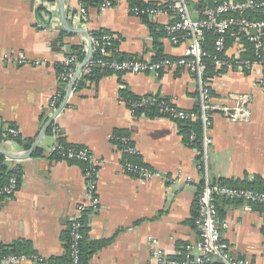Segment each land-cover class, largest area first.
<instances>
[{
  "label": "crops",
  "instance_id": "1",
  "mask_svg": "<svg viewBox=\"0 0 264 264\" xmlns=\"http://www.w3.org/2000/svg\"><path fill=\"white\" fill-rule=\"evenodd\" d=\"M137 1L161 10L148 17L153 28L142 15L132 13L131 0H62L72 28L90 35L92 31H107L118 37L112 53L151 61L158 50L165 57L182 56L189 40L183 38L173 44L167 38L165 26L176 19L167 8V0ZM218 1L190 0L192 16L200 18L205 5ZM79 5L88 8L86 28L69 14ZM49 11L59 16L61 30H56ZM232 41L229 55L243 44L235 38ZM87 46L85 34L65 28L59 0L50 10L43 7L42 0H0V149L25 154L10 158L0 153L7 166L19 170L17 192L0 198V243L9 245L11 254L30 257L9 262V254L0 264L64 263L70 221L82 201L87 204L83 214H87L86 241H106L89 264H155L152 239L158 240L164 256L178 259L188 244L200 238L196 215L204 173L197 168L203 161L198 150L186 143L178 122L133 113L120 99L159 96L179 108L194 109L199 103L196 76L185 68L100 73L92 78L80 75L67 95L72 81L58 80L60 65L68 55L79 48L84 52ZM6 54L24 56L26 62L14 64L4 58ZM36 59L42 62L34 63ZM260 73L259 68L252 72L228 70L211 81L217 102L226 103L233 92L245 94L251 101L247 121L214 116L208 161V176L213 181L264 182V90L259 84ZM58 93V104L51 106ZM9 128L19 130L21 142L8 134ZM117 131L130 138L135 155L123 152L115 138ZM56 143L81 146L92 153L97 160L96 195L88 189L87 163L54 154L51 150ZM124 161L163 173L182 172L183 179L167 183L163 178H139L123 168ZM187 176L193 180L188 182ZM94 198L98 200L96 208L92 206ZM218 209L220 216L229 220L223 239L233 254L247 257L253 264H264V205L249 208L244 202L221 198Z\"/></svg>",
  "mask_w": 264,
  "mask_h": 264
},
{
  "label": "built area",
  "instance_id": "2",
  "mask_svg": "<svg viewBox=\"0 0 264 264\" xmlns=\"http://www.w3.org/2000/svg\"><path fill=\"white\" fill-rule=\"evenodd\" d=\"M55 0H42L43 7L50 10V6ZM190 0H167V8L175 14L176 19L165 26L167 38L178 44L183 38H188L189 45L180 57H164L159 60H141L138 58L117 59L113 58L110 46L118 37L111 33H105L99 37L91 35L92 51L91 56L83 65L79 74L90 75L94 68L101 71L111 70L122 73H141L161 70H178L185 68L194 74L198 81V110L182 109L177 107L172 101L162 99L159 96H143L139 99L128 100L121 96V101L126 102L133 113L137 110L149 106H156L159 116L168 117L176 122L199 121L201 134L194 129L190 131L191 142L199 143L198 150L201 156V164L197 168L204 173V183L198 194V210L196 215V225L200 233V238L195 244H188L182 258H167L159 246L158 240L152 239L150 243L151 257L155 264H253L251 260L244 256L233 254L231 246L224 241L223 232L229 227V220L221 217L218 209V200L227 198L244 202L250 208L253 204H264V190L255 188L235 187L220 181H213L208 176V161L210 148L213 145L211 127L216 114L227 117L232 121H247L251 116L250 98L245 94L231 93L226 103L217 102L213 96L211 81L213 77H207L206 57L204 43L206 33L212 31L216 34L213 64L216 70L223 69L220 75L228 70H240L245 72L261 70L259 84L264 90V0H219L213 4H207L202 9V16L194 18L189 5ZM133 14L140 16L148 13L155 16L161 10L155 7H132ZM74 22L87 27L88 8L86 5H79L77 9L69 12ZM260 15V16H258ZM51 20L55 23L57 31L61 30V21L57 14L49 11ZM256 29V34H251V30ZM229 35L241 42L245 38L254 45L255 58L242 59V53L247 50L244 42L233 55L227 53L226 41ZM237 35V36H236ZM88 52V46L84 51V58ZM6 60L14 64L26 62L24 56L15 57L6 54ZM84 58H79L77 54L68 55L61 63L58 72V80L62 83L71 82L76 75L77 69L81 66ZM42 59H36L34 63H41ZM214 76V77H215ZM61 94L58 93L51 106H56ZM145 113V112H142ZM55 136L58 135V127H54ZM8 134L13 138H18L20 133L16 128H9ZM116 138V136H115ZM118 138V137H117ZM123 137L122 141H127ZM123 152L133 154L136 152L132 145L122 147ZM51 152H58L68 160H76L87 163L85 177L89 191L96 195L98 184L96 182L97 160L92 153L84 147H66L61 143H56ZM123 168L132 175L143 179L163 178L167 183L180 182L183 173H163L147 165L124 161ZM186 180L191 182L192 176H187ZM19 187V175L14 173L9 177L8 182L0 184V198H10ZM98 200L94 198L92 206L97 207ZM87 210V204L79 203L77 213L70 221V247L71 264H78L80 260L79 242L83 235L81 233L82 216ZM195 249L197 252H194ZM30 258L26 255L11 254L7 257L9 262H16Z\"/></svg>",
  "mask_w": 264,
  "mask_h": 264
},
{
  "label": "trees",
  "instance_id": "3",
  "mask_svg": "<svg viewBox=\"0 0 264 264\" xmlns=\"http://www.w3.org/2000/svg\"><path fill=\"white\" fill-rule=\"evenodd\" d=\"M131 3H132V7H135V6H138L140 8H147L148 5L147 4H144L140 1H137V0H131ZM213 4V3H212ZM147 6V7H146ZM260 16V15H258ZM142 17L147 19L146 21L150 24V26L153 28L154 27V24L148 19V17H150V14L148 13H143L142 14ZM165 30V29H164ZM105 33H109L107 31H92L91 35L92 36H101ZM237 36V35H236ZM235 38V36H232V35H229L228 38H227V41H226V48H228L231 43L233 42L232 40ZM215 39H216V34L212 31H209L206 33V41L204 43V47H205V50L207 51V56L206 57V73H207V77H214L217 73L219 74L220 71H222L223 69H220V70H216L215 69V66L213 64V56L216 54V50H215ZM230 39V40H229ZM241 40L246 44V48L247 50L245 52L242 53V59H254L255 58V52H254V45L252 42L248 41L246 39V37L244 38H241ZM263 41H264V36H263ZM116 42H118V40H115V42L113 43L112 46H110V49L111 51L113 50V46L114 44H116ZM78 52H75V53H71V54H77L79 56V58H84V52H82L81 48H79ZM70 54V55H71ZM264 54V53H263ZM165 56H163L160 52V50L157 51V55L156 57L153 59V61L155 60H159L161 58H164ZM113 58H117L119 60L121 59H128L125 55H121L119 53H114L113 52ZM100 73H117V72H114V71H111V70H103L101 71L100 69L98 68H94L93 72L90 74L91 77H95L96 75L100 74ZM126 98L128 100H135V99H139V97H127ZM163 99V98H162ZM198 107H199V103L198 105L196 106V108H194L195 111L198 110ZM142 112H145L146 114H148V116H157L159 115V112L157 111L156 109V106H149L147 108H144V109H139L137 110V114H140ZM179 125H180V129H181V133L183 134L184 136V139L186 141V143L192 147H195V148H199V143L197 142H191L190 140V131L191 129H194L198 132V134L200 135L201 134V126H200V122L199 121H187V122H184V121H180L178 122ZM118 134H115L116 138L120 140V145L121 147H125V146H128L131 144V141H130V138L127 137L126 135H121L118 131H117ZM1 135V134H0ZM123 137H127V141H122L121 139ZM17 140H19V142H21V140L19 139V137L17 138ZM64 146L66 147H69V146H73V147H80V146H76V145H70V144H67V143H62ZM28 146L30 147L31 146V142L28 144ZM54 154H58L60 155L58 152H54ZM136 153H133V154H130V155H135ZM76 161V160H75ZM18 174L19 175V170L18 168L14 167H9L7 166L2 158L0 157V184H4V182H6L7 180H9V177L12 175V174ZM220 182H223V183H226V184H229V185H234V186H243V187H250V188H255V189H258V190H264V182L262 181H259V184H255V183H231V182H225L223 180H220ZM264 205V204H262ZM86 216L87 214H85L82 218V228H81V233L83 235L82 239L80 240L79 242V247H80V260L78 262V264H89V259L91 258V256L98 250L100 249L101 247H103L105 244H106V241H102V242H87L86 241V236H85V233H86V224H85V219H86ZM70 225H69V229H68V234H67V242H68V253H67V257H66V261L62 264H71V247H70V244H71V241H70ZM11 248H9V245H5L3 243H0V263L2 261V259L11 254Z\"/></svg>",
  "mask_w": 264,
  "mask_h": 264
},
{
  "label": "water",
  "instance_id": "4",
  "mask_svg": "<svg viewBox=\"0 0 264 264\" xmlns=\"http://www.w3.org/2000/svg\"><path fill=\"white\" fill-rule=\"evenodd\" d=\"M59 3H60V6H61V19H62V21H63V23H64V25H65V28H66L67 30H70V31H76V32H78V33L85 34V35L87 36V43H88V52H87V55H86V57L84 58V61H83V63L81 64V66L77 69V71H76V75H75V78L72 80V82H71V84H70V86H69V90H68V94H67V95H69L70 91L72 90V88H73V86H74V84H75V82H76V80H77V78H78V76H79V74H80L82 68H83V65L87 62V60H88V59L90 58V56H91L92 42H91V35H90V33H89L88 31H86V30H82V29H75V28H72V26H70V25L68 24V20H67V16H66V14H65L64 8H63L64 6H63V2H62V0H59ZM256 33H257V30H256V29H252V30H251V34H256ZM150 61H151V60H150ZM152 72L155 73V71H152ZM67 98H68V96H67ZM45 130H46V128H44L43 132H45ZM38 140H39V138H38ZM35 143H36V142H35ZM34 146H35V144H34ZM0 153H3V154H5L6 156H8V157H10V158H22V157H24V155H25V154H19V155L10 154V153H7L5 150H2V149H0Z\"/></svg>",
  "mask_w": 264,
  "mask_h": 264
}]
</instances>
